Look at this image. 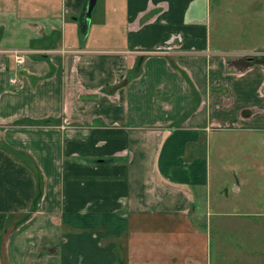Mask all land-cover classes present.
<instances>
[{"label": "crops", "instance_id": "0c3cea01", "mask_svg": "<svg viewBox=\"0 0 264 264\" xmlns=\"http://www.w3.org/2000/svg\"><path fill=\"white\" fill-rule=\"evenodd\" d=\"M88 2L0 0V264H214L206 148L264 145V39L209 0Z\"/></svg>", "mask_w": 264, "mask_h": 264}, {"label": "rangeland", "instance_id": "374dc122", "mask_svg": "<svg viewBox=\"0 0 264 264\" xmlns=\"http://www.w3.org/2000/svg\"><path fill=\"white\" fill-rule=\"evenodd\" d=\"M209 1L214 35L221 32L233 44H255L264 39V0ZM218 10L221 14L216 13ZM243 135L244 138L230 140L234 145L222 148L220 144L227 142L226 134L217 133L206 148L214 264H264V145L254 146L260 137ZM251 158H258L259 162L254 163ZM237 170L243 173L236 174ZM236 179L244 181L240 191L227 186ZM225 187L228 194L223 197Z\"/></svg>", "mask_w": 264, "mask_h": 264}, {"label": "built area", "instance_id": "2783aa9c", "mask_svg": "<svg viewBox=\"0 0 264 264\" xmlns=\"http://www.w3.org/2000/svg\"><path fill=\"white\" fill-rule=\"evenodd\" d=\"M149 53H153L156 51H148ZM14 55H15V62L17 65H21L23 63V55L24 53L22 51H13ZM8 84L10 86H12L13 88L18 87L19 86V80L16 79L14 76L9 77L8 79Z\"/></svg>", "mask_w": 264, "mask_h": 264}, {"label": "water", "instance_id": "95a60500", "mask_svg": "<svg viewBox=\"0 0 264 264\" xmlns=\"http://www.w3.org/2000/svg\"><path fill=\"white\" fill-rule=\"evenodd\" d=\"M95 2H96V0H89V2H88V7H87V15L88 16L90 15V13L92 11V9L95 5Z\"/></svg>", "mask_w": 264, "mask_h": 264}, {"label": "trees", "instance_id": "16d2710c", "mask_svg": "<svg viewBox=\"0 0 264 264\" xmlns=\"http://www.w3.org/2000/svg\"><path fill=\"white\" fill-rule=\"evenodd\" d=\"M259 61L261 60V61H263L264 62V55H262V56H260V58L258 59ZM3 217V215L2 214H0V219Z\"/></svg>", "mask_w": 264, "mask_h": 264}]
</instances>
